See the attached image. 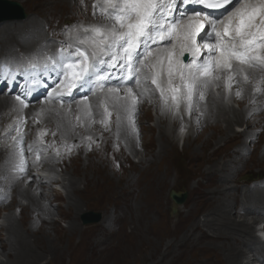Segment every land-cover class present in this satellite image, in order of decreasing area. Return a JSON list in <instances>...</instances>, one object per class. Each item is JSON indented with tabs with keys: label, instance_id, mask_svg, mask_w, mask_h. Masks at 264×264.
Returning a JSON list of instances; mask_svg holds the SVG:
<instances>
[{
	"label": "bare ground",
	"instance_id": "6f19581e",
	"mask_svg": "<svg viewBox=\"0 0 264 264\" xmlns=\"http://www.w3.org/2000/svg\"><path fill=\"white\" fill-rule=\"evenodd\" d=\"M35 1L57 5L68 4L70 6L71 4V0ZM34 21L36 28L27 29V34H23L22 28L17 29L14 34L9 33L7 29L0 31V49L4 50L12 44L18 46V40L23 43L20 46L23 49L30 46L38 48L44 41H47V35L37 28L38 22ZM1 40L4 41L1 42ZM26 43L29 44L27 47ZM15 54L12 52L11 55ZM249 71L251 83L243 86V98L235 97L240 107L239 111L229 107L223 100V95L215 99L213 103L214 97L210 93L207 108L199 123L196 120L199 113H193L191 124L195 121V127L198 129L194 139L184 138V149L193 167L192 180L195 181L196 188L199 190L195 194L194 203L199 206L195 214H207V218L202 223L197 218H193L191 223L183 227L179 225V220L172 223L168 218L163 217L167 205L163 201V195L166 194L172 178L167 161L170 153L175 150V139L169 132L166 116L161 114V110L156 108L155 101L151 99V97L158 96L155 91L151 96L143 97L139 104V113L135 117L139 132L138 144L134 135L126 138L123 131L119 133V136L117 135L116 125L112 127L116 112L111 116L107 130L99 125L98 120L101 115L98 113H103L100 98L104 94L101 97L90 99L89 103L93 110L91 119L85 115V107L81 103H73L68 114L55 107L39 105L23 111V115L27 118L44 110L46 114L43 115V128H49L51 132L57 130V135L52 142L59 144V151L63 150L64 145L69 144L59 143L58 137L73 142L72 153L61 155L58 164L53 161L56 156L54 151L47 156L52 157L51 160L44 159L43 154L47 152L40 153L42 159L35 164L33 163L34 157L26 153L28 157L27 175L22 176L20 180L24 177L27 179L31 177L27 182V188L19 183V179L7 178L12 175L11 166L9 167L12 162L9 154L11 148L4 145L9 143L8 132L11 130L8 128L12 126H9L10 122L3 124L5 119L2 115L10 112V116L15 118L18 113L15 110L17 104L10 96L0 98V120H2L0 124L2 126L0 129V206H3V211H8L3 218L4 224L0 228L1 232H5L6 235V244H0V253L5 249H8V253L4 263L0 262V264H41L42 260L45 261L44 264H72V258L75 257H80L82 264H118L113 261L115 258L113 253L107 252L105 245L110 241L108 237L92 236L90 245L96 250L85 254L80 245L85 242V238L89 237L92 227L81 228L79 224L77 225L75 216L70 219L67 228L61 230L57 222L55 223L50 217L52 210L46 206L49 196L42 191L47 190L50 183L54 184L55 174H58V171L64 176L62 180L66 181L64 188L67 191L68 202L78 212V215L80 203L74 197L85 204L86 202L101 203V209L105 211L111 209L114 212L115 208H120L121 230L125 235V242L117 241L119 263L244 264L243 259L248 257L245 256L242 248L247 249L248 256L251 255L256 262L262 261L264 244L257 245L259 238L254 235V227L264 219V189L242 193L240 186L234 184L233 180L245 165L255 160L251 155L245 156V154L260 150L257 148L258 144H264V111L257 114L264 106V91L256 95L255 102H253V86L262 75ZM261 86L264 89V83ZM149 100L152 102L150 103ZM246 100L251 101L247 109H245ZM108 107L109 110L113 109L110 103ZM50 109H55L60 115H48ZM150 109L157 112L155 125L152 128L146 126L150 120ZM78 115L82 118L81 122L77 121ZM178 122L179 120L174 122L175 128ZM184 122L187 121L184 120ZM242 123L245 124V129L241 134H235L233 126ZM25 124L30 125L28 119ZM31 127L35 132L41 128L32 124ZM252 135L256 136V140L251 148H247L246 139ZM88 136L92 137V141H97L94 146H88L87 144L90 143L88 141L87 144L83 143V138ZM30 138L31 136L25 133V142ZM44 139L45 145L41 147L48 151L49 140L46 136ZM34 141L38 143L36 138L33 139ZM1 142L6 143L2 145ZM126 150L130 154L138 152L141 155L137 165L130 163ZM73 153H76L78 164L76 162L70 164L74 157ZM69 158L71 159L68 163L66 161ZM260 160H264L263 153ZM66 164L70 168H66ZM38 167L48 173V182H42L46 177L39 178L37 182L38 176L31 174L32 168L37 169ZM78 184L81 186L79 187ZM32 189L38 192L37 197L31 192ZM16 198L26 201L27 204L20 205ZM239 205L243 212L240 215L236 209ZM177 206L173 202L170 207L176 210L179 209ZM188 213H191L189 209L186 211V214ZM234 214L243 219L236 221ZM113 215L114 219L116 213ZM183 215L184 213L181 212L179 216ZM250 215L251 223L245 219ZM36 219L39 220L36 223L39 226L37 228L52 229L54 238L47 235L44 230H42L41 237H36L35 232L33 236L30 227L35 224ZM100 221V232L109 229L108 225L113 222L108 217ZM253 249L255 254H252Z\"/></svg>",
	"mask_w": 264,
	"mask_h": 264
},
{
	"label": "snow or ice",
	"instance_id": "6c2138e0",
	"mask_svg": "<svg viewBox=\"0 0 264 264\" xmlns=\"http://www.w3.org/2000/svg\"><path fill=\"white\" fill-rule=\"evenodd\" d=\"M189 4L225 12L216 17L195 10L188 14ZM93 8L94 16L99 9V22L66 26L69 34L76 30L70 39L44 41L34 52L21 54L19 58L7 55L0 58V79L11 83L22 76L25 81L14 96L18 115L16 135L11 136L10 145L12 175L7 178L11 180L27 175L26 153L35 154V164L42 159L40 153L47 152L41 147L47 134L44 130L38 133V143L24 145L23 110L29 107L28 97L42 83V77L51 76L58 81L45 102L52 104L59 100L61 107L64 95H72L74 91L87 89L95 95L97 90L107 89L100 98L103 106V113H98L102 117L100 123L107 130L113 115L110 103L116 111L117 135L121 131L126 138L134 135L138 144L135 117L141 99L153 94L150 85L159 93L161 114L170 113L182 119L183 105L185 114L199 113L196 116L199 123L210 93L214 103L221 98L216 89L222 87L225 93L222 98L228 101L236 86L234 95L242 99L243 86L251 83L249 70L264 73V0H102ZM57 43L59 47L53 48ZM43 83L50 87L46 80ZM262 83L264 77L253 86V102L264 91ZM83 100L88 102L87 94ZM45 114L42 109L36 115ZM47 114L60 115L55 109ZM85 115L93 117L90 103ZM81 120L78 115L77 121ZM34 123L40 120L34 118ZM83 139L92 141L91 136ZM65 147L71 153L72 146ZM55 155L59 157L60 151Z\"/></svg>",
	"mask_w": 264,
	"mask_h": 264
},
{
	"label": "rangeland",
	"instance_id": "374dc122",
	"mask_svg": "<svg viewBox=\"0 0 264 264\" xmlns=\"http://www.w3.org/2000/svg\"><path fill=\"white\" fill-rule=\"evenodd\" d=\"M8 1L18 2L21 5L22 9L24 10L25 14L27 15L26 18L23 20H9L7 22L0 23V31L7 29L9 31V33H12V34L16 33V30L20 29V28H22L23 34H27V29L30 30L31 28H33V29L36 28L35 27L36 22L34 21V20H36L38 22L37 28L43 30L45 35H47V41H61V40H66L67 39L66 37H68L67 35H65L66 26L80 25V24H83V25L96 24L97 19H98V22L100 20V16L96 17L97 13L95 16L93 15V12H94L93 6L95 5V2L98 0H85V1L84 0H71L70 6L68 4L67 5L66 4L57 5L56 3H51V4L45 3V2L42 3L41 1L38 2L35 0H32V1L31 0H8ZM97 10L98 9H96V12H97ZM71 16H73V17H71ZM74 19L75 20L77 19V20L75 21ZM24 27H26V28H24ZM10 36H12V35H10ZM3 41L4 40H1V42H3ZM17 43H18V46H15L14 44H12L11 47L7 46L4 50L0 49V58L5 57L6 55L10 58L11 57L19 58L21 56V54H25V55L31 54L32 53L31 50H35L37 48L36 46L35 47L34 46L27 47L29 44L26 43L25 46L27 48L23 49L22 47L20 48V46L23 45V43L19 42V40ZM25 46H23V47L25 48ZM52 47L58 48L59 44L57 43V44L53 45ZM11 51L15 52L16 54L11 55L12 54ZM252 72L261 74L262 75L261 78L264 77V73H262V72L260 73L259 70L258 71L252 70ZM235 87L236 86H234V89H233V98H231V96H230L229 100L225 101V103L229 107H232L234 110L239 111L240 107H239V104L237 103L235 95H234ZM151 88L153 89V92H154L155 88L154 87H151ZM216 91L220 92L221 96L225 94L222 87L219 89H216ZM156 93L158 94V96L151 97V99H152V101H155L156 108L160 109L159 93L158 92H156ZM121 95H122V93H121ZM0 98H4V97L0 96ZM250 102L251 101H247V100L245 101V109H247L250 106ZM88 103H89V101L87 103L86 102L81 103L85 107V112H86V108H87ZM36 106H38V104ZM36 106H34V107H36ZM39 106H44V105L39 104ZM51 108H54V107H51ZM60 111H63V112L68 114L70 112V108L69 107L68 108L62 107L60 109ZM110 111H112L113 114L116 112L115 109H110ZM149 111H150L149 112V119L150 120L147 122L146 126L152 128L155 125V120L157 118V112L154 111L153 109H150ZM263 111H264V106L257 112V114L263 113ZM10 115H11L10 112L2 115V118L5 119L3 124L5 125L7 122H10L9 126H12V127H9L8 129L15 133V121H16L17 116L14 115L15 118H12ZM164 115L167 118L169 132L171 133V135L175 139V142H174L175 150H173L170 153L168 161H167V167H168V170L172 173V178L170 180L171 184H169L167 187L166 194L163 195V201H165V203L167 204L165 207V210L163 212V215H164L163 217L168 218L170 220V222H172V223H175L177 220H179V225L181 227L186 226L187 224L191 223L193 218H197V220L202 223L203 220L207 218V214H199V213L197 215L195 214L196 209L199 207L198 205H195V203H194L195 198H196L195 194L197 192H199V190H198V188H196L195 181L192 180L194 177L193 167L189 161V155L184 149V138L190 137L191 139H194V137L196 136V131L198 128L195 127L196 126L195 121L193 122V124H191L192 123L191 119H192L193 115L189 116V115L185 114L183 105H181V112H180V116H182V119L180 117L174 118L170 113H165ZM34 118L39 119L40 123H34ZM43 118H44V116L37 117V115H35V116L31 115V116L26 118V119H28V122H30V125L28 126V124L27 125L24 124V133H26L27 135H30L32 138V139L30 138L26 141V142H28L26 144V146L28 144H30L31 142L33 143V139L34 138L37 139L38 133L40 131L44 130L47 132V134L45 136L49 140L47 143L48 147L46 146L48 148V151L44 156H50L53 153V151L56 152L59 148V146H58L59 144L57 145V143L52 142V141H54L53 138L56 137V135H57V130H54L51 132L49 128H43L44 127ZM101 118L102 117L99 118L98 123H99V125H101L103 127L104 125L100 123ZM109 119L111 120V117ZM110 120H109V122H110ZM178 120H179V122L175 128L174 122L178 121ZM184 120H186L187 122H184ZM1 122H2V120H0V124H1ZM31 124L35 125V126H40L41 128L35 132L34 129L31 127ZM108 125H109V123H108ZM180 125H182L183 131L181 129L180 133H179L177 131V129H178V126H180ZM1 127L2 126L0 125V129H1ZM112 127H115V122L113 123ZM244 129H245V124H243V123L242 124H236L233 126V132L235 134H241ZM53 132L56 133L55 136L52 135ZM179 134H180V136H179ZM45 136H43L44 141H45V139H44ZM255 140H256L255 135H252L249 139L247 138L246 142H245L246 147L251 148L253 146V143ZM58 141L61 144L65 142L66 144L68 143L69 146L73 145V142L71 140L68 141V140L61 138V137H58ZM88 142H87V140L83 139V143L87 144ZM95 143H97V141H91L87 145L91 147V146H94ZM43 145H45V143H43ZM4 146L7 147V145H4ZM257 148H260V150L258 149V150H256V152H250V153L245 154V156L251 155L253 157V159H255V160H253L254 162L253 161L249 162L248 165H245L240 170V172L237 173L236 176H234V179H233L234 184H237L240 186L242 193L245 191H249V190L264 189V160H260L262 153L264 155V152H263L264 144H260V145L258 144ZM10 152L11 151H9V154H10ZM60 153H61V155H63L64 153H68L67 148L64 147L63 150H60ZM71 153H72V151H71ZM126 154L130 158V163L132 165H137L138 160L140 159L141 155L138 152L136 154H130L129 151H127V150H126ZM73 155H74V157H72L70 164L73 162H76V164H78L79 160H78V158H76V153H73ZM33 157L35 158V154L33 155ZM59 157L55 156V158L53 159V161L57 164L60 163ZM6 159H7V157H6ZM70 159L71 158H69L66 162L69 163ZM10 165H11V163L9 164V167H10ZM6 167L8 169V166H6ZM66 168H70L68 166V164H66ZM31 174H33L34 176L35 175L38 176V178L36 180L37 182H38V179L42 178V177L47 178V179L46 178L43 179L42 182H44V181L48 182V173L45 172L44 170H41L40 167H38L37 169L32 168ZM55 175H56V181H54V184L50 183L49 187L46 188L47 190H43L42 192L49 196V198H48L49 202L47 201L46 206H48V208L50 210H52V215L50 217L53 219V221L55 223L57 222L56 224H57L58 228L61 230H65L67 228L69 222H70V219H72L73 217L76 216L75 221H76L77 225L79 224L78 226H80L81 228L85 227V226L86 227L87 226L92 227L91 231L89 233V237L85 238L84 239L85 242L82 245H80V248L83 251V253H85V254L87 252L90 253L93 250L95 252L96 249H94L90 245V239L92 236L97 235V236H101L102 238L108 237L107 239L110 241H108L105 245L107 252L108 251H109L108 253L112 252L113 254L112 253L111 254L115 256V258H113L114 263L122 264V263H119L120 259H119V255H117V248H118L117 241H124L125 242V235L123 233V230H121L122 220L120 217V212H121L120 208H118V207L115 208L114 212L111 209L105 211V210L101 209V203L96 204V203H87L86 202V204H85L84 202L81 203V201L78 198L74 197L77 200V202L80 203V213L78 215V212L75 211V209L71 206L70 202H68V199L66 197L67 191L64 188L66 181L62 180L64 178V176L59 171H58V174H55ZM28 181H29V179H27L25 177L21 180L19 179V183L24 188H27L26 185H27ZM78 185H79V187L81 186L80 184H78ZM31 192H33V194L36 197L38 196L37 191L35 192L32 189ZM171 192H174L178 195H183V194L186 195V199H185L184 203L177 206V207H179V209L174 210L170 207L173 204V201L170 199V193ZM16 199H17V202L22 206H25L27 204L26 201H24L20 198H16ZM2 207L3 206H0V228L4 224V219H3L4 216L8 213V211H6V210L3 211ZM188 209H189V211H191V213L186 214V211ZM236 209L239 212V215L241 213H243L240 210L241 209L240 205L237 206ZM90 212H93L95 214L100 215L99 220L96 223H90L87 225H83L82 221H81V217L87 215V213H90ZM179 212L180 213L183 212L184 215L182 217L179 216L180 215ZM115 213H116V216L113 219L112 217L114 216L113 214H115ZM239 215L234 214V216H236V218H235L236 221L243 219V218H238ZM106 217L111 218L113 220V222L108 225L110 227L109 229L104 230V232H100L101 231V229H99L101 227L100 226V222H101L100 220L102 218H106ZM232 217H233V215H232ZM245 219L249 223H251V220H250L251 215L246 216ZM37 222H39V220L36 219L35 224H33L30 227V231L32 232V234H33V232H35L36 237L37 236L41 237L42 236L41 235L42 230H44L47 235H50L51 238H54L53 230L50 228H47V227L46 228H40L41 231H38L40 229L37 228V227H39L36 224ZM97 225H99V226H97ZM258 226H259V223L256 224L254 227L256 234L259 231ZM36 229H38V230H36ZM255 231H254V235H255ZM113 232H114V234H113ZM107 233L109 235H107ZM33 236H34V234H33ZM29 239H31V237H29ZM5 241H6L5 232H1V230H0V244H2V245L6 244ZM262 243L264 244V242H261V240L258 239L257 245H261ZM113 246H114V248H112ZM2 250H4V249H2ZM242 251L245 252V256L248 257L247 259H243L244 264H259V263L264 264V259L260 262H256L251 257V255L248 256L249 251L247 249L242 248ZM7 253H8V249H5L2 253H0V262L4 263L5 256L7 255ZM252 254H255L254 249L252 251ZM82 259H83V257H82ZM65 261L67 263V260H65ZM44 263H45V261L42 260L41 264H44ZM82 263L83 262L81 261L80 257H78V258L75 257L74 259L72 258V264H82ZM218 264H223V263H218Z\"/></svg>",
	"mask_w": 264,
	"mask_h": 264
},
{
	"label": "water",
	"instance_id": "95a60500",
	"mask_svg": "<svg viewBox=\"0 0 264 264\" xmlns=\"http://www.w3.org/2000/svg\"><path fill=\"white\" fill-rule=\"evenodd\" d=\"M26 14L18 2L0 0V23L9 20H23L26 18ZM170 199L176 204L181 205L186 199V195H178L174 192L170 193ZM100 218V215L93 212L87 213V215L81 217L83 225L90 223H96Z\"/></svg>",
	"mask_w": 264,
	"mask_h": 264
},
{
	"label": "clouds",
	"instance_id": "9594fccd",
	"mask_svg": "<svg viewBox=\"0 0 264 264\" xmlns=\"http://www.w3.org/2000/svg\"><path fill=\"white\" fill-rule=\"evenodd\" d=\"M181 129H182V125L178 126L177 131L180 133V130H181ZM179 136H180V134H179Z\"/></svg>",
	"mask_w": 264,
	"mask_h": 264
}]
</instances>
